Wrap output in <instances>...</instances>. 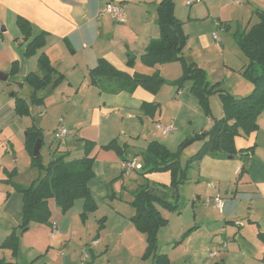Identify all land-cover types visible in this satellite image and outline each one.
<instances>
[{"label":"crops","instance_id":"crops-1","mask_svg":"<svg viewBox=\"0 0 264 264\" xmlns=\"http://www.w3.org/2000/svg\"><path fill=\"white\" fill-rule=\"evenodd\" d=\"M249 1L261 5L254 10L255 15L256 11L264 10V0H247L246 3H251ZM111 2L123 6L127 17L124 24L116 23L109 16L99 15ZM160 2L0 0V74L8 76L6 81L0 79V258L21 264H131L134 259L144 260L147 238L130 221L135 214L106 213L107 224L100 222L102 229L99 230L97 216L94 219L89 215H95L98 210L87 214L85 219L82 217L85 209L83 199L74 203L78 213L71 212L72 208L67 214L61 212L54 200H50L51 225L32 224L22 235L19 228L23 218V200L14 185L19 184L21 177L22 172L15 173L19 171L20 162L31 160L26 148L28 129L35 127L42 131L43 146L46 144L45 133L48 131L54 135L61 122L72 137L64 141L54 139L57 144L55 153L54 142L46 146L53 158L67 155V159L72 160L68 157V145L71 148L79 144L84 156L82 141L95 143L89 155L95 160V176L89 187L96 202L107 200L109 186L113 187L112 172L117 166L121 177L130 175L124 174L122 159L103 151L102 146L106 143L102 142L103 130L114 115L111 113L113 104L119 100L134 106L136 112L148 113L152 111L150 103L153 99L146 102L144 99L150 96L147 98L144 94V99L137 101L128 93L101 92L91 84L90 72L97 67L100 59H104L119 71L131 76L136 74L135 69L127 65L128 53L135 55L136 59L140 58L149 44L159 39L157 10ZM175 15L184 25L186 15H178V3ZM202 18L194 10L187 15V19L193 23H201L204 21ZM18 19L28 23V34L22 33ZM258 21L257 18L256 23ZM213 26L209 25L207 35L201 37L206 47H210L209 35L215 34V23ZM227 26L226 30H229ZM238 27L236 32L248 30L251 26ZM215 43L219 47L222 39ZM190 60L200 68L204 66L196 58ZM48 69L51 70L52 82L60 79V83L56 87L50 84L39 93V97L44 99L41 105H32L30 98L34 90L25 82L26 78L35 74L42 79L48 74ZM139 90L142 91L139 88L131 96L136 97ZM188 91L191 96L186 98L198 109L191 87ZM123 97H126V101L121 99ZM19 99L29 104L30 115L21 117L16 113ZM222 117L223 109L217 118ZM47 118L52 120L53 125L50 126ZM156 124L153 141L161 142L157 136H166L161 134ZM258 126V130L249 136L235 139L237 150H250L243 157L228 159L221 155L206 156L194 167L199 190L195 187L192 215L189 218L186 210L183 211L177 218L179 226L166 234L165 243L162 231L171 226V218L158 234V255L166 257L168 264H264V240L261 238L264 234V114L258 118ZM110 131V139L113 140L116 135L113 129ZM24 133L25 140L20 141ZM133 159L140 161L138 157L128 158ZM138 172L141 170L132 171ZM98 188L101 189V197L98 196ZM207 197L221 198L222 210L204 204L203 200ZM80 221L81 226H76L75 223L79 224ZM91 221L96 222L95 234L92 233L94 229L88 226ZM54 225H57V233L53 236ZM12 234L20 237V248L15 257L11 250L2 248ZM85 236L88 238L85 239ZM213 251L218 252L217 257L210 255ZM84 255H87L85 261L82 260Z\"/></svg>","mask_w":264,"mask_h":264},{"label":"trees","instance_id":"trees-1","mask_svg":"<svg viewBox=\"0 0 264 264\" xmlns=\"http://www.w3.org/2000/svg\"><path fill=\"white\" fill-rule=\"evenodd\" d=\"M157 12L160 37L149 44L142 54L141 60L151 66L158 63H184L185 75L178 88L180 90L186 82H189L192 94L197 98L207 115L210 114L209 97L218 94L221 98L223 117L215 119L212 129L208 133L203 132L197 135V139L203 141V147L195 156L194 162H199L206 156L243 157L250 150H237L235 139L239 136L247 137L256 132L259 127L258 118L264 114V10L256 11L258 23L248 30H238L234 34L236 43L249 60V64L244 70V76L255 87L254 92L243 99H235L221 90L219 83L212 84L202 68L195 62L184 58L182 52L187 42V36L183 30V23L175 15L174 1L161 0ZM18 25L23 34H28L29 26L25 20L18 19ZM135 59V55L128 53V67L133 68ZM47 72L48 74L42 79L35 74L26 78L25 82L34 90L30 98L32 105H41L44 99L39 97V93L47 89L50 84L52 87H56L60 83V79L52 82L51 70L48 69ZM90 78L93 86L99 88L101 92L110 94L133 93L139 87L156 93L164 84V80L158 75L134 74L131 76L115 69L104 59H100L97 67L90 72ZM15 111L21 117L28 116L30 115L29 104L26 100L19 99ZM39 139L43 142L41 130L35 127L28 129L26 148L32 157L31 168L38 171L44 170V175L33 181L29 187L14 185L16 190L21 193L23 200V218L19 228L22 235L30 229L32 224H50V200H54L61 212L66 214L74 206L76 200L83 199L85 201V209L82 214L84 219L88 213L96 209V202L89 187L95 176L93 169L95 160L89 157L95 143L87 140L82 141L85 155L81 159L68 160L67 155H61L53 158L50 164L45 167L41 155L38 157L33 155L34 146ZM115 147H117V143L112 141L103 148L111 150ZM121 151L122 160L128 161ZM142 163L141 172L143 174L155 171L172 172L174 180L170 187L176 190L172 191L174 197L177 196L178 187L187 181L186 174L180 178L177 177L179 173L176 171H180L178 156L170 153L166 146L159 141H152L149 144L147 150L142 154ZM157 204L168 210L175 211L177 209L176 204L154 193L149 183L139 185L133 194L132 205L136 214L131 218V221L136 229L145 234L147 238V249L143 259L153 258L155 264H168L169 260L166 257L158 255V234L168 222L156 209ZM261 238L264 240V234L261 235ZM2 248L11 250L14 257L17 256L20 237L12 234L6 239ZM0 264L18 263L0 258Z\"/></svg>","mask_w":264,"mask_h":264},{"label":"rangeland","instance_id":"rangeland-1","mask_svg":"<svg viewBox=\"0 0 264 264\" xmlns=\"http://www.w3.org/2000/svg\"><path fill=\"white\" fill-rule=\"evenodd\" d=\"M173 1L175 4V11L178 3V15L182 17L186 15L183 25L184 33L187 36V42L182 52L184 58L188 60L196 58L203 63L204 66L201 67L206 72L209 81L220 82V89L227 92L235 99H243L250 96L254 92L255 87L244 76V70L247 68L249 60L236 43L234 34L239 28L238 25H241V27L243 26L244 28L249 25L253 26L257 22L254 10L261 5L251 1H249L251 3L238 4L236 3V0H202V4L193 5L190 8L187 5V0ZM189 9L192 12L193 10L197 12V15L203 17L202 19H204V21L201 23H193L189 21L187 19V15L190 12ZM213 23H215L214 32L218 33L219 38L222 39V44L217 47L215 40H213V35L210 34L208 37L210 47H206L201 42V37L207 33L209 25L214 28ZM227 25H229V30H226L228 27ZM217 27H219V29ZM133 69H135L134 71L135 73L137 72L136 74L138 75H158L164 80V84L156 93H151L150 91L139 87L144 93L139 90L136 93V97L131 96L133 93L120 92L128 93V96L130 95L133 100L137 101H141V98L144 99V94H146L147 98L150 96L148 99L144 100L150 102L153 99L152 103H150L152 111L148 113L136 112L133 110L134 106L122 102L121 100L116 102V104H113L111 113L114 115H112V120L107 122V127L103 130L104 138L102 137V142L105 141L106 143L102 146V149L105 152L113 153L119 159H122L120 157V151L122 150L121 152L125 154L126 158H140V161L138 162L143 166L142 154L147 150L153 139H155L154 124L157 123L165 126L173 122L176 131L166 137L159 135L157 136V139L166 146L170 153L178 156L180 171H176L179 173L177 177L180 178L183 174H186L187 181L178 187L177 196L175 195L174 197L172 194L174 189H171L170 187L174 180L172 172L155 171L146 174H143L142 172H131L128 177H121L117 166L114 169L115 172H112L114 173L111 180L113 187L111 185L109 186V196L107 200L103 202L100 200V203H98V200L97 202L95 201L96 209L90 213H95L97 210L99 212L97 211L98 213H95V215L88 214L94 219L96 216L98 217H96V219L99 222V230L101 227L100 221L104 222L105 225L107 224V218L105 217L106 213L110 214L119 212L126 215L136 214V210L132 205L133 190L139 184L149 183L154 193L165 197L168 201L177 205L175 211L168 210L159 204L156 205V209L162 217L167 220V222L169 221V218L172 219L171 226L166 229L167 231H162L165 234L163 237V243H165L166 234H168L170 230L179 226L180 222L177 218L182 215L183 211L186 210V216H189V218L192 215L191 204L196 191L195 187L199 190L197 185V173L194 167L200 163V161L194 162V160L197 153L203 147V141L197 139V135L203 132L208 133L212 129L213 122H215V119H218L217 117L222 113V103L218 94L211 95L208 100L210 114L207 115L196 97L198 109H196L193 103L186 98V96H191V93L188 91L191 87L189 82H186L180 89V92L177 93V90L179 89L178 86L185 75V67L182 62L158 63L151 66L145 64L140 56V58L138 57L135 59ZM121 99L126 101V97ZM123 107L128 109L123 110ZM122 116L124 119H122ZM47 121L50 123V126L53 125L51 119H48ZM210 121L212 122V126H210ZM112 129L113 133L116 135L113 140L110 139L112 136V131L110 130ZM25 136V133L20 136V141H24ZM54 139L55 136L51 135L50 132L47 131L45 133L44 141L46 144L43 145L40 150V155L45 167H47L53 160L46 145L54 142ZM112 141H116L117 147L111 150H105L103 147L107 146ZM53 147V153H55L57 144L55 143ZM67 148V151H70V155L68 156L69 159L75 160L83 158V150L79 149V144H74L71 148L68 145ZM31 158L30 155V159ZM18 170L19 171L15 172L16 174L22 172L21 177L18 180V185L23 187H29L33 181L40 179L44 175V170L38 171L37 169L33 170L31 168V160L30 162L21 161ZM100 191L101 189L98 188V196L101 197ZM72 208H74V206L71 207L67 213ZM71 212L78 213V207H75ZM73 216L77 220L76 216ZM78 220H80L79 216ZM94 223L96 224V222L91 221L88 226L94 229ZM75 224L76 226H81V221L79 224ZM92 233L95 234V229ZM87 236H85V239L93 237V235ZM160 243L163 244L162 241ZM158 253L160 254V245ZM141 263L153 264L155 261L153 262L152 258H150L147 261L134 259L131 262V264Z\"/></svg>","mask_w":264,"mask_h":264},{"label":"built area","instance_id":"built-area-1","mask_svg":"<svg viewBox=\"0 0 264 264\" xmlns=\"http://www.w3.org/2000/svg\"><path fill=\"white\" fill-rule=\"evenodd\" d=\"M246 2H247V0H236V3H238V4H245ZM200 3H201V0H188L187 1L188 6H193L195 4H200ZM99 15L100 16H109L116 23H119V24H124L127 21V17H126L123 6L121 4L115 3V2L108 3L99 12ZM213 38L216 42L220 41L218 33L213 34ZM156 128L158 130H160L164 136L172 134L176 131V127H175V124L173 122L168 124V125H165V126L162 124H156ZM0 131H1V125H0ZM54 136H55V139L58 141H64L67 138L72 137L70 131L68 130V128L66 126H64L62 124V122L60 123V127L55 132ZM141 169H142V165L135 159L123 161V163H122V170H123L124 174H126V175L130 174L134 170H141ZM203 201H204V204L213 205L219 210H222V208H223V200L219 197H207V198H204ZM56 233H57V225H54V228L52 230V235L54 236ZM223 245H226V243H224ZM210 255L212 257H217L218 252L213 251V252H211ZM86 258H87V255H84L82 260L85 261Z\"/></svg>","mask_w":264,"mask_h":264},{"label":"water","instance_id":"water-1","mask_svg":"<svg viewBox=\"0 0 264 264\" xmlns=\"http://www.w3.org/2000/svg\"><path fill=\"white\" fill-rule=\"evenodd\" d=\"M0 79L3 81H6L8 79V76H6L4 74H0ZM41 147H42V141L39 139V140H37V142L34 146V151H33L34 157H38L40 155ZM228 159H233V157H228Z\"/></svg>","mask_w":264,"mask_h":264}]
</instances>
